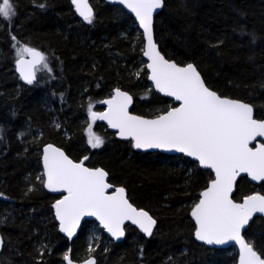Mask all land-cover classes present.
<instances>
[{"label":"trees","instance_id":"obj_1","mask_svg":"<svg viewBox=\"0 0 264 264\" xmlns=\"http://www.w3.org/2000/svg\"><path fill=\"white\" fill-rule=\"evenodd\" d=\"M163 1L154 20L161 53L180 65L193 63L209 88L251 104L255 118L264 120V0ZM11 3L16 15L0 17L1 264H66L68 254L76 262L87 259L94 221H85L73 240L65 238L54 217L59 196L36 178L48 143L74 161L88 157V167L104 169L112 185L157 220L150 237L127 225L122 242L101 241L91 255L97 264H237L235 248L216 250L194 239L190 207L213 179L210 171L181 155L137 152L100 122L91 121L103 144L87 146L81 128L86 97L102 102L118 87L132 95V112L147 117L176 105L148 81L143 35L133 17L103 0H90L92 23L77 16L70 0ZM21 47L37 48L47 59L48 70L40 67L29 85L15 70ZM55 114L67 133L53 130ZM32 129L42 132L37 141L29 140ZM257 189L264 195V183L240 178L233 199ZM244 236L264 259V218L254 217Z\"/></svg>","mask_w":264,"mask_h":264},{"label":"snow or ice","instance_id":"obj_2","mask_svg":"<svg viewBox=\"0 0 264 264\" xmlns=\"http://www.w3.org/2000/svg\"><path fill=\"white\" fill-rule=\"evenodd\" d=\"M129 8L144 29L147 46L144 55L151 61L149 77L156 89L181 102L154 120L128 114L131 97L116 90V95L104 103L108 113H95L89 108L90 118L106 119L113 128L120 130L123 138H131L137 149H163L193 157L199 165L211 169L215 179L200 193L191 215L196 221L195 237L209 245H222L235 241L241 246V264H264V259L243 240L241 229L249 224L255 213L264 214V195H250L243 203L231 198L233 186L240 173H247L252 180L264 181V144L249 147L256 137H264V120L255 119L253 107L236 99L223 98L210 90L196 67L189 63L179 67L166 60L156 49L152 38V16L162 7L163 0H114ZM76 11L88 23H92L93 11L88 0H72ZM43 7V5H40ZM16 15L11 0L0 2V17L11 21ZM13 40L16 38L13 36ZM15 47V45H13ZM31 55L32 60H17L21 79L32 84L36 79L37 65L48 70L43 53L29 47H21L18 56ZM88 143L93 148L103 144L102 138L88 128ZM87 159V157H85ZM45 187L50 191L66 192L53 208L60 222V230L69 238L75 234L82 217L94 216L114 237L124 235L122 224L131 220L142 231L151 235L156 221L144 210H138L125 198V189L112 187L106 182L107 173L102 169H90L74 163L60 149L48 145L44 148ZM72 264L68 255L64 256ZM85 264H95L89 259Z\"/></svg>","mask_w":264,"mask_h":264},{"label":"water","instance_id":"obj_3","mask_svg":"<svg viewBox=\"0 0 264 264\" xmlns=\"http://www.w3.org/2000/svg\"><path fill=\"white\" fill-rule=\"evenodd\" d=\"M70 1H71V3H72V0H70ZM103 1L106 2V3H109V4H111V5H119V6H121V7H122V8H123V9H124L129 15H131V16L133 17L134 21L136 22V24H137L139 30L141 31V33H142V35H143V40H144V46H143V59H144L145 62H146V70H147V72H148V81H149V83L153 86V88H154V90L156 91V93H158L160 96H163V97L169 98V99H171V100L174 101V103H175L176 105H175L174 107H172V108L180 107V105H181V102H180V101H177L174 97L167 96V95H165L164 93L158 91V90L156 89L155 83H154L151 79H149V77L152 75V72H151V69L148 68V64H150L151 61L148 59L147 56L144 55V51H145L146 46H147V39H146V37H145V35H144V29L140 26L139 21L137 20L135 14H134L129 8L125 7L124 5H122V4L118 3V2H114V0H103ZM88 4H89V6L92 8L93 16H94V9H93V7H92V5H91V3H90V0H88ZM72 5H73V3H72ZM163 6H164V1H163V4H162V7L158 8V9H155L154 12H153V16H152V38H153V42H154L155 45H156V49H157V51H159V53H160V54H161L166 60H168L169 62L175 63V64H176L177 66H179V67H185L187 64H186V65H180V64H177L175 61H172V60L167 59V58L161 53V51H160V49H159V47H158V45H157V43H156L155 36H154V20H155L156 15L162 10ZM73 7H74V10H75V13L77 14V16H78L82 21H85V20L80 16V14L76 11V6L73 5ZM33 49H36L37 51L43 53L41 50H39V49H37V48H33ZM20 59H22V60L25 61V62H28V61H31V60H32V57H31V55L27 54L26 56H22V57H20L18 60H20ZM191 64H193V63H191ZM193 65H194V64H193ZM194 66H195V65H194ZM39 67H40V65H37V69H38ZM195 67H196V66H195ZM196 69H197V68H196ZM15 70H16L18 76H19L20 79H21L20 72L17 70V62H16V64H15ZM197 71H198V69H197ZM198 72H199V71H198ZM199 73H200V72H199ZM200 75H201V74H200ZM36 78H37V71H36ZM201 78L203 79L205 85L208 87V85L206 84V82H205L204 78L202 77V75H201ZM21 81H22L24 84L29 85L25 80L21 79ZM35 81H36V79H35L33 82H35ZM117 89H119L121 92L127 93L128 96L131 97V101L128 103V106H127L128 114L131 115V116H138V117H140V118H142V119H146V120H154V119H156L158 116H160V115H164V114H166L168 111H170V110L172 109V108H170L168 111H166V112H164V113H162V114H159V115H157V116H154V117H147V116H142V115L136 114V113L132 112L133 105H134V99H133L132 95H131L129 92H127V91H125V90H123V89L117 87V88H115V89L112 91V94H111L110 97L104 99V100L101 102V104H102V106L104 107V109H103L102 111H92V112H95V113H108V111H109V105L106 104V103H104V101H107V100L112 99V98L116 95V90H117ZM210 90H212V89L210 88ZM212 91H214V90H212ZM215 92H216V91H215ZM216 93H217V92H216ZM217 94H218V93H217ZM218 95H219V94H218ZM220 96H221V95H220ZM221 97H223V96H221ZM223 98H228V97H223ZM229 99H232V98H229ZM241 102H243V101H241ZM244 103H246V102H244ZM250 105H251V104H250ZM251 106H252V105H251ZM252 107H253V106H252ZM253 116H254V118H255L254 108H253ZM255 119H257V118H255ZM91 120H92V119H91ZM258 120H259V119H258ZM92 122H100V123H103L105 126L108 127V129H109L111 132L115 133V135H116V137H117L118 139H121V140H131L132 143H134V141H133L130 137H129V138H123V137L120 135V130H119L118 128H113V127H111V126L109 125V123H108V120H106V119H96L95 121L92 120ZM261 144H264V137H256L255 140H253V141H251V142L249 143V147L256 148V147H259ZM48 145H51L53 148H58V149H60V151H62V152H63V153H64V154H65L70 160H72L74 163H81L80 161H74L71 157H69V156L67 155V153L64 151V149L58 147L57 145H55V144H53V143H48V144H46V145L42 148V156H41V163H42V168H43L44 177H45L44 182L47 180V176H46V174H45L43 156H44V148L47 147ZM134 149H135V151H137V152H141V153H147V152H160V153H163V154H166V155H181V156H183V157H185V158H188V159L194 161L195 163H197V164L199 165V162L196 161L193 157H189V156H187V155L184 154V153H180V152H176V151H166V150H163V149H146V150H145V149H137V148H135V147H134ZM82 165H83L84 167L90 168V167H88L85 163H82ZM199 167H200L202 170H208V171H210V172L213 174V179H215V173H214L213 170L203 168V167L200 166V165H199ZM90 169H97V168H90ZM99 169H102V168H99ZM102 170H104V169H102ZM104 171H105V170H104ZM105 172H106V171H105ZM106 173H107V172H106ZM107 174H108V173H107ZM243 177H246V178H247L252 184H255V185H260V184L264 183V181H256V180H252L251 177L248 176L247 173H240V174L237 176L236 181H235L234 186H233V192H232V194H231V198H232V199H233V195H234V193H235V191H236V187H237L238 180H239L240 178H243ZM213 179H212V180H213ZM212 180H211V181H212ZM211 181L208 183L207 187L210 186ZM106 182L109 183V184H111V183L109 182V175H107V177H106ZM111 185H112V184H111ZM44 187H45V183H44ZM207 187H206L203 191H205V190L207 189ZM116 188H121V187H116V186L112 185V187L109 188V189L106 191V195L114 194ZM122 188H123V187H122ZM45 189H46V191L49 192L50 194L60 195V198H59V199H62L65 195H67V193H66V192H63V191L53 192V191H50V190H49L48 188H46V187H45ZM203 191H202V192H203ZM255 194L263 195V194H261V193H252V194H250V195H255ZM124 195H125V198L128 199L129 203H131L135 208H137L138 210H144V211L148 212V211L145 210V209L138 208L137 206H135V205L130 201V199L128 198V195H127L126 190H125ZM250 195H248V196H250ZM248 196L244 197L241 201H235L234 199H233V200H234V202H236V203H243L244 199L247 198ZM200 198H201V197H200ZM59 199H58V200H59ZM198 202H199V201H198ZM198 202H197V203H198ZM192 209H193V208H192ZM192 209H191V211H190V218H191V220L193 221V223L195 224V231H196V227H197V225H196V221H195V219H194V218L192 217V215H191ZM148 214H149V215H150V216L156 221L155 225H153V227H152V233H151V235H152L153 232H154V230H155V228H156V226H157V220H156V219H155V218H154L149 212H148ZM258 216L264 218V214H262V213H255V214L253 215L252 220L254 219V217H258ZM54 217H55V221L57 222L59 232H60L65 238L70 239V240H73L74 238H76V237L78 236V234H79V232H80V229H81V227H82V225H83V223H84L85 221H95V222H97V223L100 225V227L104 230L105 234L108 235V236L113 240V242H115V243L122 242V241L125 239V237H126V229H125V228H126L127 225H131V226H133V227H136V228L139 229V230L143 233V235L146 236V237H150V236H151V235L146 234L144 231H142L138 224H133V223L131 222V220H125L124 223L122 224V229H123V231H124V235H123L122 237H120L119 239H117V238H114V237H113V236H112V235H111V234H110V233H109V232H108V231H107V230L101 225L100 221L97 220L94 216H85V217H82L79 226H78V227L76 228V230H75V234H74L71 238H69L65 232H62V231L60 230V222H59V220L56 218V210H55V209H54ZM252 220L249 221V224H248V225H246L243 229H241V236H242L243 240H244L245 242H247V243H249V242H248V240L245 238V236H244V232L248 229V227H249V225H250V223H251ZM195 231H194V239H195L198 243L203 244V245H205L206 247H209V248H212V249H216V250H217V249H229V248H231V247H234V248L237 250V252H238V262H237V264H241V246H240L239 243H236L235 241H229V242H227V243H225V244H222V245H218V244H211V245H209V244H207V243H205V242H203V241H199V240H197L196 237H195ZM3 244H4L3 237H2V235H1V233H0V254H1V251H2V249H3ZM251 246H252V245H251ZM253 249H254V248H253ZM257 253H258V252H257ZM258 255H260V254L258 253ZM68 256H69L70 260L72 261V264H85V262L88 261L89 259L94 260L95 264H97V260H96V258H95L94 256H90V257L87 258L86 260H84V261H80V262H76V261L72 260L69 254H68ZM260 257H261V259H263L261 255H260ZM0 264H1V262H0ZM66 264H68L67 261H66Z\"/></svg>","mask_w":264,"mask_h":264},{"label":"rangeland","instance_id":"obj_4","mask_svg":"<svg viewBox=\"0 0 264 264\" xmlns=\"http://www.w3.org/2000/svg\"><path fill=\"white\" fill-rule=\"evenodd\" d=\"M27 53H24L22 56H26ZM146 63V62H145ZM142 70V63H140V67L136 70V75H139L141 73ZM99 106H102L101 102H95L92 101L91 99H89V97H86V108H87V116H85L82 119V131L84 132L85 136H86V142H87V146L90 147V149H95L93 147H91L88 143V139H89V135H88V128L89 125H91V130L92 133H94L96 136L100 137L96 132H95V127L96 124L91 123V118H90V113H89V108H91V111H102ZM62 118L59 116V114H55L52 118V122H51V126L53 128V130L55 132L57 131H62L67 133V130L62 129L63 126V122H62ZM80 128V129H81ZM28 136L30 137L29 140L30 141H37L38 139H40L42 137V132L40 131H34L33 129L28 131ZM101 138V137H100ZM88 160L85 159V157L80 158L79 161L82 163H86ZM181 165V163H180ZM36 178L42 182H44V172H43V168L42 165L40 166V170H38V173L36 175ZM29 188H32V185L29 186ZM257 193H261L260 190L257 189V191H255ZM200 199V198H199ZM199 201V200H198ZM198 201H194L191 204V209L194 207V205L198 202ZM191 211V210H190ZM110 241H113L108 235L105 234L104 230L100 227V225L97 222H94L91 224L88 233H87V250H88V254L86 255L85 258H88L89 256L92 255V252L97 249V247L99 246L100 242L103 241V244L106 245L109 243Z\"/></svg>","mask_w":264,"mask_h":264}]
</instances>
